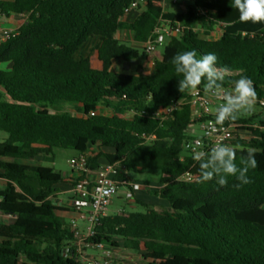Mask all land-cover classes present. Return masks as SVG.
<instances>
[{
  "label": "trees",
  "instance_id": "obj_1",
  "mask_svg": "<svg viewBox=\"0 0 264 264\" xmlns=\"http://www.w3.org/2000/svg\"><path fill=\"white\" fill-rule=\"evenodd\" d=\"M134 0H0V16L26 15L25 23L0 40V264H78L64 254L74 235L50 197L65 175L33 162L55 149H72L78 157L121 162L132 173L158 170L154 194L168 207L158 210L140 200L144 211L105 216L91 238L114 249L142 254V264H264V118L238 117L224 125L247 127L250 141L237 147L239 157L256 150L258 167L251 183L239 189L228 178L201 183L198 163L184 149L194 135L191 90H178L172 58L195 49L198 57L215 53L218 67L230 72L224 88L246 76L254 82L256 102L264 109V23H241L230 0H194L181 15L165 11L163 0H147L146 9L128 29L138 45L154 37L162 19L181 20L184 32L167 40L162 57L148 75L114 70L118 60H137L141 52L116 37L125 9ZM204 9L207 15L198 13ZM204 33L200 37L199 30ZM215 32L217 39L209 38ZM95 38L99 46L83 55ZM197 89L203 90V84ZM72 106L78 114L59 110ZM176 109L164 116L163 110ZM94 113V115H92ZM110 150L108 152L106 150ZM192 181L183 180L186 175Z\"/></svg>",
  "mask_w": 264,
  "mask_h": 264
},
{
  "label": "built area",
  "instance_id": "obj_2",
  "mask_svg": "<svg viewBox=\"0 0 264 264\" xmlns=\"http://www.w3.org/2000/svg\"><path fill=\"white\" fill-rule=\"evenodd\" d=\"M189 1L194 2V0H163V7L166 12L171 6L179 5L186 8ZM146 6L147 0H134L125 9L122 22H125L127 17L133 13L139 16ZM207 12L204 9H198V13L201 15H207ZM131 23L129 22V24ZM184 29L185 26L181 20L162 19L154 31V37L143 44L145 52L150 56L154 55L169 38L179 37ZM197 29L199 30V28ZM12 33L8 29L0 28V40L8 39ZM131 34L133 35L132 32ZM220 35V32H215L212 36L217 39ZM212 36L209 38L212 39ZM225 90L230 91L231 89ZM183 103L190 104L194 120V124L190 125V132L194 136L184 142L186 151L192 155L197 151L207 152L211 146L218 142L229 145L234 139L239 130L235 125H217L216 130L212 131L211 122L215 120L213 106L222 103L221 100L200 89H195L191 90L188 99L182 100L180 104ZM262 104L264 105V102ZM175 109L176 107L167 108L162 113L164 116H169ZM192 129H194V133ZM92 157L94 154L89 152L74 158L71 162L75 173L72 176L69 206L77 213L78 218L70 222L74 238L64 247V254L68 258L74 259L78 264H124L122 258L117 256L120 254L118 250L122 249H114L104 243L94 244L90 240L96 235L97 227L101 224L102 219L108 215L119 188L126 186L129 189L126 198L132 199L135 196V191L140 190L141 186L137 182H133L129 176L125 179H118L121 172L125 171V166L121 162H107L97 169H91L89 160ZM183 180L192 181L193 176L188 174L183 177ZM50 199L59 208L63 205L57 193L53 194ZM80 221L84 226H79Z\"/></svg>",
  "mask_w": 264,
  "mask_h": 264
},
{
  "label": "clouds",
  "instance_id": "obj_3",
  "mask_svg": "<svg viewBox=\"0 0 264 264\" xmlns=\"http://www.w3.org/2000/svg\"><path fill=\"white\" fill-rule=\"evenodd\" d=\"M230 6L238 11L241 23H264V0H230ZM175 73L178 77V90H195L203 84L206 94L222 101L215 109V120L211 122L212 131L216 126H223L226 121H235L240 114L253 111L257 92L254 82L246 77L232 81L231 90H225L224 81L230 69L218 67L215 53H207L198 57L195 49L177 53L172 58ZM237 147L218 142L207 152L197 151L193 159L198 163L199 182H215L223 187L228 184L229 177H235L234 187L239 189L252 181L248 176L250 169L258 167L256 150L248 148L246 155L239 157L237 163Z\"/></svg>",
  "mask_w": 264,
  "mask_h": 264
},
{
  "label": "rangeland",
  "instance_id": "obj_4",
  "mask_svg": "<svg viewBox=\"0 0 264 264\" xmlns=\"http://www.w3.org/2000/svg\"><path fill=\"white\" fill-rule=\"evenodd\" d=\"M194 5V2L189 1L186 5V8L183 9L181 6H171L169 8L170 12L181 15L184 11L187 10V6ZM22 20H25V18H22ZM17 27V26H16ZM10 31H15L17 28H9ZM199 35L200 37H204V33L199 28ZM212 39H215L212 36ZM124 43H126L129 46L136 47L140 50L141 55L137 60L132 61H125V60H118L114 64V70L118 73L123 74H142V75H148L153 72L156 57L150 56L147 54L144 50L143 45H138L130 38V41L121 40ZM99 38H95L92 41H90L86 47L83 49V55H87L88 53H92L97 47L99 46ZM165 44L160 46L157 52L162 53L164 51ZM8 68L7 65L1 64L0 69H6ZM213 106V109L215 111L216 107ZM59 110L68 111L74 114H78L79 110L76 107L72 106H61L60 108H57ZM239 117H244L245 119L253 118L254 121L250 123V125H254V127L258 126L259 119L257 117H263L264 118V109L258 105V103H255L254 109L250 113H242L239 115ZM199 133V131H198ZM252 137V134L248 131L247 127H244V129L238 130L237 134L235 135L234 139L230 142V144H235L241 141H250ZM7 138V135L5 133L0 132V143L3 142ZM78 157V153L72 149H55L53 155L45 158L43 161L40 162H33V164H39L46 167L53 168L56 172H60L62 175L70 174L73 172L74 168L72 166V161L74 158ZM161 177V173L158 170H149L142 173H132L129 174V178L133 182H137L140 184L141 189L135 191V196L132 199H127L126 195L128 192V188L126 186H121L118 190L117 197L114 199L113 204L109 208L108 215H113L120 213L122 211L125 212H138V211H144L145 207L138 204L136 200H140L143 203L149 205L150 207L156 208L158 210H164L168 207V204L156 196L154 192L156 190H159V179ZM6 185V181L0 179V189L4 188ZM61 213V212H60ZM15 219L14 215H6V214H0V222L2 223H10L13 222ZM74 219V217L70 220L65 217V220L70 224V222ZM79 226H84L83 222L80 221ZM120 254H117V256L121 257L124 264H142V254L134 252L132 250L128 249H122L118 250ZM94 253V252H90Z\"/></svg>",
  "mask_w": 264,
  "mask_h": 264
},
{
  "label": "crops",
  "instance_id": "obj_5",
  "mask_svg": "<svg viewBox=\"0 0 264 264\" xmlns=\"http://www.w3.org/2000/svg\"><path fill=\"white\" fill-rule=\"evenodd\" d=\"M7 1H11V0H7ZM181 8L185 9L184 6H181ZM137 17H138V14L133 13L127 17V20L125 22H123L122 26L120 27V29L116 33V37L119 40L130 41V38L132 40L134 39L133 35L128 30L127 25L129 24V22H133ZM22 18H25V20H22ZM26 18H27L26 15L12 16L10 18L0 16V28L9 29V28L15 27L18 29L20 26H22L25 23ZM152 56L156 57L157 60H160L162 57V53L156 52ZM192 132L194 133V129H192ZM106 151L111 152L108 149ZM98 162H99V166L107 163V161L103 158H100ZM74 173H75V170H73V172L70 174H66L65 175L66 182L59 184L56 187L57 188L56 193H57L58 197L63 202V205L60 207L62 210L60 215L63 218H65V217L68 218V220L72 219L73 217H74V219L78 218L77 213H75L74 210L69 206V199L71 198L70 193L72 190V176L74 175Z\"/></svg>",
  "mask_w": 264,
  "mask_h": 264
}]
</instances>
